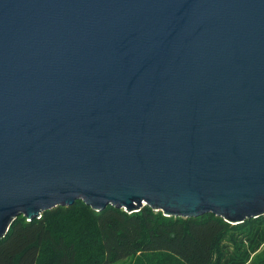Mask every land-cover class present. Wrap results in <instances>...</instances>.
Listing matches in <instances>:
<instances>
[{"label":"water","instance_id":"water-1","mask_svg":"<svg viewBox=\"0 0 264 264\" xmlns=\"http://www.w3.org/2000/svg\"><path fill=\"white\" fill-rule=\"evenodd\" d=\"M76 201L264 216V0H0V240Z\"/></svg>","mask_w":264,"mask_h":264},{"label":"trees","instance_id":"trees-1","mask_svg":"<svg viewBox=\"0 0 264 264\" xmlns=\"http://www.w3.org/2000/svg\"><path fill=\"white\" fill-rule=\"evenodd\" d=\"M264 264V216L231 225L213 214L165 217L144 206L95 212L81 201L14 219L0 264Z\"/></svg>","mask_w":264,"mask_h":264},{"label":"rangeland","instance_id":"rangeland-1","mask_svg":"<svg viewBox=\"0 0 264 264\" xmlns=\"http://www.w3.org/2000/svg\"><path fill=\"white\" fill-rule=\"evenodd\" d=\"M128 262L126 261V262H122V263H118V264H127Z\"/></svg>","mask_w":264,"mask_h":264}]
</instances>
